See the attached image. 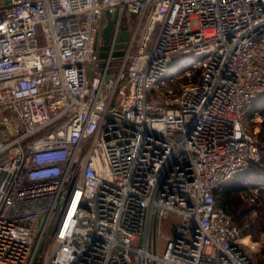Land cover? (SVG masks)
Wrapping results in <instances>:
<instances>
[{
  "label": "built area",
  "instance_id": "1",
  "mask_svg": "<svg viewBox=\"0 0 264 264\" xmlns=\"http://www.w3.org/2000/svg\"><path fill=\"white\" fill-rule=\"evenodd\" d=\"M262 93L264 0H0V264H264L217 199Z\"/></svg>",
  "mask_w": 264,
  "mask_h": 264
},
{
  "label": "trees",
  "instance_id": "2",
  "mask_svg": "<svg viewBox=\"0 0 264 264\" xmlns=\"http://www.w3.org/2000/svg\"><path fill=\"white\" fill-rule=\"evenodd\" d=\"M262 95L264 96V93L255 98L251 103L248 109V115L250 117L253 116L255 111L264 106V101H260ZM260 144L262 146L261 161L250 162L246 167L236 172V176L231 180L230 186L217 192L219 203L233 217L235 223L245 235L256 234L259 230H264V217L258 219L249 217L250 205L252 203L245 199L242 194V190L246 188V185L248 187L252 185L253 187H249L250 189L259 187V196L257 194L254 203L259 205V210L262 208L264 211V201L263 204H259L261 200H264V139L260 141ZM230 206L233 209H230Z\"/></svg>",
  "mask_w": 264,
  "mask_h": 264
},
{
  "label": "rangeland",
  "instance_id": "3",
  "mask_svg": "<svg viewBox=\"0 0 264 264\" xmlns=\"http://www.w3.org/2000/svg\"><path fill=\"white\" fill-rule=\"evenodd\" d=\"M192 61H189L187 64H183L182 66H180L177 71H176V74H181L183 73L184 71L188 70V68L192 65ZM264 96L262 95L261 96V99L260 101L263 102L264 100ZM264 111V106L259 108L258 112H263ZM256 113L257 111L254 112L253 116H249L248 113H247V117H248V122L250 124V126L253 128V130H257V134H258V138L260 141H262V139H264V115L262 114V118L261 120H259V118H256ZM262 137V139H261ZM239 172V171H237ZM236 176V173H234L232 176H230L226 181H224L219 189V190H223L225 189V187H228L230 186V182L233 178H235ZM249 187H253L252 185H250ZM248 187V185H246V188L242 190V194H243V197L245 199H247L248 201H250L252 204L250 205V215L249 217L250 218H255V219H258L260 217H264V211L263 209L261 208V210L258 209L259 205L255 202V198L257 197V194L259 192V187H255L253 189H250ZM259 196V194H258ZM263 201L264 200H261V202L259 204H263ZM230 209H233V207L230 206ZM249 235H252V238L253 240H257L260 242V245H261V250L263 252V257H264V230H259L258 232H256V234H249Z\"/></svg>",
  "mask_w": 264,
  "mask_h": 264
},
{
  "label": "water",
  "instance_id": "4",
  "mask_svg": "<svg viewBox=\"0 0 264 264\" xmlns=\"http://www.w3.org/2000/svg\"><path fill=\"white\" fill-rule=\"evenodd\" d=\"M114 19H113V14H111L110 11L106 12V21L104 24V29H103V36H104V43L107 44L109 42V39L113 33V29H114ZM130 39V31L127 29L122 30L119 34H118V40L120 41V43L118 44L119 48H124L127 46V42ZM108 48L107 45L102 46L101 52H100V57L103 58L105 57L106 54V49ZM123 52L122 51H118L115 53L116 56L122 55Z\"/></svg>",
  "mask_w": 264,
  "mask_h": 264
}]
</instances>
